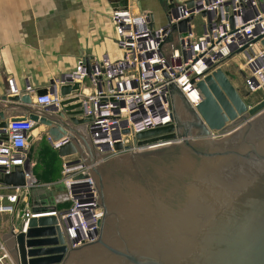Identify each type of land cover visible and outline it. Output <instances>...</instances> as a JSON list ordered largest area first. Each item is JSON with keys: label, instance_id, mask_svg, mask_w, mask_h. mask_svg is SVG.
I'll use <instances>...</instances> for the list:
<instances>
[{"label": "water", "instance_id": "obj_1", "mask_svg": "<svg viewBox=\"0 0 264 264\" xmlns=\"http://www.w3.org/2000/svg\"><path fill=\"white\" fill-rule=\"evenodd\" d=\"M192 19L173 29L185 34ZM78 89L66 85L61 93ZM169 89L173 123L138 133L135 143L147 148L104 162L76 128L85 123L78 97L52 111L35 108L28 93L0 95L21 103L23 117L53 141L69 139L58 155L87 161L104 210L98 239L79 247L69 244L54 215L31 217L26 232L14 227L18 264H264V99L250 107L221 67L197 83L203 100L196 109L176 82ZM0 118L6 126L1 108ZM0 183L23 187L26 179L17 169ZM53 209L32 207L34 214Z\"/></svg>", "mask_w": 264, "mask_h": 264}, {"label": "built area", "instance_id": "obj_2", "mask_svg": "<svg viewBox=\"0 0 264 264\" xmlns=\"http://www.w3.org/2000/svg\"><path fill=\"white\" fill-rule=\"evenodd\" d=\"M166 16V24L156 26L153 14L135 10L132 0L126 6H115L111 18L121 56L112 59L105 54L99 59L79 60L73 70L53 77L43 96L27 84L25 90L33 106L59 111L63 100L78 97L82 110L79 118L85 119L86 136L104 162L145 147L135 143L138 133L173 123L169 83L176 82L196 109L203 100L197 83L217 68L227 71L228 62L241 57L239 72L244 88L251 95L264 96V0H194L192 6L171 0ZM197 16L201 17L200 33L193 21ZM189 17L193 19L185 34L173 29ZM74 84H79V89L63 96L61 87ZM8 90L11 96L21 95L14 78L8 79ZM1 122L0 118V178L19 169L26 185L10 187L0 183L6 191L0 194V213H17L18 230L24 232L31 217L54 215L72 247L96 241L104 210L87 161L81 156L62 158L58 182L65 196L50 206L55 209L43 214H34L29 204L19 209L21 199L26 200V195L40 186L29 157L33 143L40 137L32 135L35 122L23 115L8 120L6 126ZM45 137L56 151L69 141L67 137L58 141ZM211 137L219 136L213 132ZM118 144L122 149H116ZM0 264H18L1 238Z\"/></svg>", "mask_w": 264, "mask_h": 264}, {"label": "crops", "instance_id": "obj_3", "mask_svg": "<svg viewBox=\"0 0 264 264\" xmlns=\"http://www.w3.org/2000/svg\"><path fill=\"white\" fill-rule=\"evenodd\" d=\"M132 2L137 11L148 10L153 14L152 7H157L165 21L157 25L153 16L155 25L166 24L168 2ZM122 4L123 0H0V95L9 93V78L15 79L24 94L27 84L36 90L47 89L52 77L73 70L81 59H99L105 54L112 59L119 58L121 51L111 12ZM17 104L21 103L0 100V108L8 120L24 113ZM76 128L85 132L84 125ZM44 131L45 127L41 126L32 135L40 137V142L45 137ZM59 180L34 188L31 207L46 208L62 200L65 190ZM16 215L14 219H19ZM14 219L0 233L11 252L15 244L12 230L20 227V221Z\"/></svg>", "mask_w": 264, "mask_h": 264}, {"label": "rangeland", "instance_id": "obj_4", "mask_svg": "<svg viewBox=\"0 0 264 264\" xmlns=\"http://www.w3.org/2000/svg\"><path fill=\"white\" fill-rule=\"evenodd\" d=\"M162 1L165 4L167 2L169 3L171 0H162ZM175 1L182 2L186 0H175ZM163 7L165 8V6ZM152 9H153V16L155 17V20H156V24L159 25L161 23H164L165 21L164 14L162 15V13L158 10L157 7H152ZM141 11H144V10H141ZM193 21L197 26L196 32L200 33L201 17L197 16L194 18ZM118 55L119 54H116V56ZM241 65H242L241 57H236L230 60L225 68L229 72L232 82L238 88L241 95L245 99L246 103L250 107H252L255 104H257L260 100H262L264 96L261 93L251 95L246 91V89L244 88L241 82V77H240V72H239ZM83 134L86 135L84 131H83ZM143 148H147V147H143ZM139 149H142V148H139ZM127 152H130V151H127ZM123 153H126V152H123ZM29 157L33 163L32 173H33V176L35 177V180H37L38 185L42 186L47 183H53L61 178L62 163H63L62 158L59 157L58 152L49 144L46 137H43L39 143L37 144L35 143V145L31 147ZM113 157H110V158H113ZM31 192L26 195V200L24 199V197L21 199L20 204L18 205L19 209H22L27 204L30 205ZM0 194H6V191L0 188ZM15 216H17L16 213L15 214L8 213V212L0 213V233H2V231L7 230L8 227L11 226V221L15 218ZM14 220H19V219H14Z\"/></svg>", "mask_w": 264, "mask_h": 264}, {"label": "bare ground", "instance_id": "obj_5", "mask_svg": "<svg viewBox=\"0 0 264 264\" xmlns=\"http://www.w3.org/2000/svg\"><path fill=\"white\" fill-rule=\"evenodd\" d=\"M37 129H39V128H35V130H37ZM34 130V131H35ZM177 141V140H176ZM163 143H166V142H161V143H158V144H163ZM158 144H156V145H158ZM154 146V145H153ZM41 196V195H40Z\"/></svg>", "mask_w": 264, "mask_h": 264}, {"label": "flooded vegetation", "instance_id": "obj_6", "mask_svg": "<svg viewBox=\"0 0 264 264\" xmlns=\"http://www.w3.org/2000/svg\"><path fill=\"white\" fill-rule=\"evenodd\" d=\"M183 109V111H185V109L184 108H182Z\"/></svg>", "mask_w": 264, "mask_h": 264}]
</instances>
